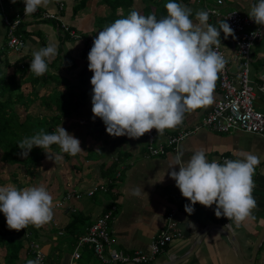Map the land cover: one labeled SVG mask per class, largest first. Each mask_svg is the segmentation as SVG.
<instances>
[{
    "label": "crops",
    "instance_id": "crops-1",
    "mask_svg": "<svg viewBox=\"0 0 264 264\" xmlns=\"http://www.w3.org/2000/svg\"><path fill=\"white\" fill-rule=\"evenodd\" d=\"M111 1L86 0L83 7L75 9L73 6L77 0H48L46 5H41L38 9L57 14V20L43 21L44 19H37L32 15L24 16L20 25L23 47L19 53H15L4 49L5 28L1 16L8 12L11 14L23 11L25 5L23 0H17L15 4L10 0H0V51L4 49V53H0V73L5 74L11 69L7 68L4 62L11 64L19 58L18 63L26 64V69L22 75L18 74L25 77L31 73L30 63L33 52L54 44L57 55L46 60L48 70L39 77L35 89L38 95L45 92H71L73 100L81 101L77 109L63 118L56 129L62 126L78 138L82 151L75 156L67 154V160L61 158L56 162L45 155L38 163L35 179L24 188L43 184L40 183L46 178L42 177L43 173L50 171L52 179L50 176V179L45 180V188L52 195L53 203L62 200L64 194L70 190L82 192L79 198L70 197L64 200L62 206L57 207L53 212L61 211L65 218L68 213L79 211L86 217L85 226L99 216L106 202L113 200L116 210L108 223V235L112 240V246L124 252H147L151 238L159 230L166 229L168 221H171V228L178 230L180 236L166 243L164 248L147 264L173 262L192 247L196 236L203 228H207V231L198 240L194 251L175 264H245L238 258L232 245L217 225L224 226L228 223L227 228L236 239L243 259L250 261L252 244L264 225V138L241 130L218 132L200 126L202 117L220 97L218 78L215 81L213 102L210 105L185 112L182 123L175 128L165 129L162 135H158L156 129L154 130L156 143L162 144L168 135L179 129H193L194 126H199L181 139L174 149L165 147L162 154L149 155L144 147V135L139 139L108 135L102 120L98 117L93 119L91 110L90 80L93 73L88 70L87 57L93 40L99 31L115 20L127 17L131 11H136L145 17L154 15L157 20L162 19L167 16L165 5L169 2V0H130L127 5L113 7ZM173 2L191 9L189 18L194 24L199 23L196 13L206 11V8L216 9L217 13L208 12L207 24L219 28L220 22L223 21V14L227 10L237 9L247 15L258 0H221L219 4L216 0H173ZM58 6H60L59 10H57ZM62 24L73 32V36L63 30ZM219 38L220 48L226 58H231L233 49L230 36L225 39L221 31ZM263 58L264 38L256 42L250 50L249 77L253 81L261 78L260 67ZM230 67L232 69L234 65ZM20 83L21 87L29 85L28 82ZM31 106L39 108V99H36ZM253 108L264 112V94L255 92ZM178 150L184 152L185 161L198 151L205 153L208 162L218 160L219 157L237 160L249 153L259 157L260 164L256 166L253 174L252 195L256 200V207L251 210L249 217L237 226L235 222L228 221L224 217L217 218L213 211L215 205L212 208H206L199 203L194 206L195 211L189 216L184 210V205L189 201L179 196V189L169 176L171 171L169 163ZM51 153L59 155L52 151ZM47 161L49 162L46 163ZM111 164L115 165L111 190L107 192L95 190L92 195H85V191L94 184H106L107 180L101 173ZM175 170L179 171V166H176ZM60 172H64L65 175L61 177ZM37 179L39 181H36ZM135 188L141 189L140 196L131 194ZM84 197L91 202L87 212L82 210V205L71 202L72 199L77 201ZM168 214H170L169 217ZM67 221L57 231L52 228L57 227L53 219L35 228L36 239L45 254V259L47 258L45 264L68 262L70 253L66 254L56 244L64 236H68L63 230ZM86 257L87 254H83L74 264H99L95 257ZM24 259L20 258L17 264H23ZM251 264H264V233Z\"/></svg>",
    "mask_w": 264,
    "mask_h": 264
},
{
    "label": "clouds",
    "instance_id": "clouds-1",
    "mask_svg": "<svg viewBox=\"0 0 264 264\" xmlns=\"http://www.w3.org/2000/svg\"><path fill=\"white\" fill-rule=\"evenodd\" d=\"M10 2L15 4L17 0ZM23 3L27 16L48 0ZM165 8L167 16L160 20L131 11L99 31L93 40L87 57L88 70L93 73L91 110L93 119L100 118L110 136L139 139L152 129L162 135L165 129L182 123L185 112L213 102L215 81L225 60L212 46L221 44V31L227 39L234 36V30L225 20L219 28L207 24L206 11L196 13L199 23L194 24L189 18L191 9L173 0ZM247 15L256 25L264 26V0H258ZM256 33L252 35L255 37ZM32 55L30 72L43 76L48 70L46 60L57 55V48L49 44ZM17 145L24 158L38 147L55 162L62 157L51 153L52 145L71 156L82 151L80 140L62 126L51 134L41 129ZM183 156L184 152L178 150L169 163V176L189 201L184 205L189 216L199 203L206 208L215 205L217 218L224 217L237 226L249 217L256 207L253 174L260 164L259 157L249 153L220 164L208 162L203 151L195 152L187 161ZM131 194L140 196L142 192L135 188ZM0 212L9 230L20 231L29 224L41 227L53 217V197L43 186H0ZM26 264H39V259Z\"/></svg>",
    "mask_w": 264,
    "mask_h": 264
},
{
    "label": "built area",
    "instance_id": "built-area-1",
    "mask_svg": "<svg viewBox=\"0 0 264 264\" xmlns=\"http://www.w3.org/2000/svg\"><path fill=\"white\" fill-rule=\"evenodd\" d=\"M220 2L221 0H216L217 4ZM59 9L60 6H58L57 10ZM206 12L217 13L214 8H206ZM31 15L37 17V19L57 20V14L45 10H37ZM24 16V11H17L9 15L2 14L1 16L6 30L5 46L15 52H20L23 47L22 36L20 33H16V29ZM223 20L229 23L234 30V36H230L233 53L231 58L228 59L220 45L212 46L225 60V67L218 73L220 97L214 101L210 110L202 117L200 126L218 132L241 130L264 138V112L253 108L255 92L258 91L264 94V58L260 67L261 78L258 81H253L249 77L250 50L256 42L264 38V26L256 25L249 19L248 15L241 13L237 9L227 10L223 14ZM61 27L69 35L73 36V32L66 25L62 24ZM256 31L257 36L254 37L252 33ZM232 64L234 67L231 69L230 66ZM198 127L179 129L175 133L168 135L162 144L156 143L154 137L155 129H152L144 134L146 153L159 155L164 152L165 147L174 149L181 139ZM225 160H227V157H219L218 160L212 161L223 163ZM95 190L107 192L106 184H94L85 191V195L90 196ZM81 194V191H68L64 194L62 200L53 203V210L62 206L64 200H68L70 197L79 198ZM179 196L182 197L180 190ZM115 210L116 207L112 201L106 202L104 210L99 216L85 226L83 232L77 236L66 264H74L80 258L79 250L84 245L90 246L99 264H147L163 249L166 243L180 236L178 230L171 228V221H168L167 228L159 230L151 238L147 252L121 251L112 246V240L107 230L108 223L112 219ZM169 216L170 214H168ZM28 246L33 260L39 259V264H42L45 254L40 245L31 240Z\"/></svg>",
    "mask_w": 264,
    "mask_h": 264
},
{
    "label": "trees",
    "instance_id": "trees-1",
    "mask_svg": "<svg viewBox=\"0 0 264 264\" xmlns=\"http://www.w3.org/2000/svg\"><path fill=\"white\" fill-rule=\"evenodd\" d=\"M85 2L86 0H77L73 8H81L85 5ZM129 2L130 0H112L110 3L114 7L127 5ZM48 20L44 19L43 21ZM21 22L17 26L16 33L21 32ZM4 49L10 50L5 45ZM4 49L0 53L3 54ZM19 60L18 58L11 64L4 62L7 68L10 67L11 69L5 74L0 73V165L4 166L2 171L5 172L12 184L18 189H22L29 186L35 179L38 173V163L46 154L41 148L33 147L28 157L24 158L19 155L22 150L18 147V142L25 137L35 135L41 129L48 134L54 133L60 121L68 117L72 110H76L81 101L73 100L71 92H45L42 95H38L35 85L40 76H36L32 72L25 77L20 76L18 73L21 75L24 73L26 64L18 63ZM20 82L22 84L28 82L29 85L21 87ZM36 99H39L40 104L37 109L31 106ZM50 151L61 155L63 160L68 158L67 153H61L58 145H52ZM114 167L115 165L111 164L101 173L107 180V190H111L112 187ZM20 172L23 175L21 181L18 177ZM0 182H3V180L0 179ZM109 196L112 197L111 194ZM85 221L86 217L82 213L72 211L70 219L63 227L64 233L71 237L69 241L71 250L77 236L83 232L86 225ZM35 228L37 227L29 224L26 229H21L20 231L9 230L5 216L0 212V264H17L20 258H25L23 264H26L28 260H33L28 243L31 240L38 243ZM79 252L80 257L83 254H87L86 258L94 257L90 246H82ZM27 257L29 258L26 260ZM46 260L47 258H44L42 264H45Z\"/></svg>",
    "mask_w": 264,
    "mask_h": 264
},
{
    "label": "rangeland",
    "instance_id": "rangeland-1",
    "mask_svg": "<svg viewBox=\"0 0 264 264\" xmlns=\"http://www.w3.org/2000/svg\"><path fill=\"white\" fill-rule=\"evenodd\" d=\"M10 13L8 12L7 13V15H9ZM47 80H49V79H47ZM49 161H47L46 163H48ZM2 169H4V166L3 165H0V179L1 180H3V182H0V186H6V185H13L12 184V182L7 178V176H6V174H5V172H3L2 171ZM59 173V172H58ZM44 175L42 176V177H46L45 179H43L40 183H43V184H39V186H43V187H45V184H46V182H45V180H47V178H49L50 179V176H51V179H52V173L49 171V172H44L43 173ZM60 174H61V177L63 176V175H65V173L64 172H60ZM21 176H22V173L20 172L19 173V179H20V181H21ZM68 176V175H67ZM65 177V176H64ZM48 179V180H49ZM62 179V178H61ZM36 181H39V179H37ZM52 185V184H51ZM14 186V185H13ZM32 186H38V185H32ZM71 202H73V203H75V205H76V203H78V204H80V205H82V210L84 211V212H87V207L90 205V200H88V198H86V197H84V198H82V199H80V200H77V201H75V200H73L72 199V201ZM88 208H90V207H88ZM73 209V208H72ZM73 210H75V209H73ZM62 212L61 211H54L53 212V217H52V219L54 220V222H55V224H57V227H52L55 231H57V229L58 228H60L63 224H64V222L65 221H67L68 219H70V217H71V213L69 214L68 213V215H66L65 216V218H64V216H63V214H61ZM51 225V224H50ZM70 235H68V236H64L63 237V239L60 241V242H58V243H56L57 245H58V248H62V250L64 251V252H66V254H69L70 253V251H71V249H70V243H69V240H70ZM62 242V244L60 245V243ZM45 248V247H44Z\"/></svg>",
    "mask_w": 264,
    "mask_h": 264
},
{
    "label": "water",
    "instance_id": "water-1",
    "mask_svg": "<svg viewBox=\"0 0 264 264\" xmlns=\"http://www.w3.org/2000/svg\"><path fill=\"white\" fill-rule=\"evenodd\" d=\"M217 226L220 227L222 233L225 235L226 239L232 245V247H233L236 255L238 256V258L241 259L245 264H251L253 258L255 257V254H256V250H257L259 241H260V239H261V237H262V235L264 233V225H263L261 231L259 232L258 236L256 237V239L254 240V242L252 244V247H251V260L250 261L243 259L242 255H241V252L239 250L237 241L233 237V235L231 234L230 230L227 227L224 228V226L221 225V224H218ZM206 231H207V228H203V230L200 231V233L196 236V239H195L194 244L192 245V247L188 251H186L183 255H181L180 257H178L177 259H175L173 262L171 261V263H162V264H175V263H178L179 261L184 260L187 256H189L194 251V249H195V247H196V245L198 243V240L201 238V236Z\"/></svg>",
    "mask_w": 264,
    "mask_h": 264
}]
</instances>
